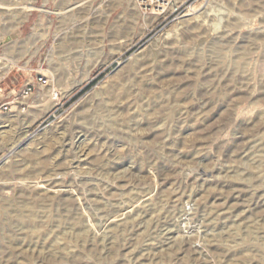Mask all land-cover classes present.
Returning <instances> with one entry per match:
<instances>
[{"label": "rangeland", "instance_id": "rangeland-1", "mask_svg": "<svg viewBox=\"0 0 264 264\" xmlns=\"http://www.w3.org/2000/svg\"><path fill=\"white\" fill-rule=\"evenodd\" d=\"M0 1V264H264V0Z\"/></svg>", "mask_w": 264, "mask_h": 264}, {"label": "bare ground", "instance_id": "bare-ground-1", "mask_svg": "<svg viewBox=\"0 0 264 264\" xmlns=\"http://www.w3.org/2000/svg\"><path fill=\"white\" fill-rule=\"evenodd\" d=\"M4 1V0H3ZM10 1V0H9ZM6 3H4V2H2V1H0V9H5V10H10V9H13V8H16L17 7V4H15V3H7V1H5ZM35 7V5L33 4V2H30V3H27V4H25L23 7H19V8H21V9H23V13H24V15H23V18H25L26 19V17L29 15V12L33 9ZM14 10V9H13ZM255 10V9H254ZM19 11H20V9H19ZM19 11H17L18 12V14H19ZM6 12V11H5ZM22 13V12H21ZM22 13V14H23ZM61 13V12H60ZM21 14V15H22ZM195 17H197L196 15H195ZM195 17H194V19H195ZM18 19V18H17ZM189 19V18H188ZM187 19V20H188ZM207 20H208V18H207ZM193 21H195V20H193ZM204 21V20H203ZM202 22V20L200 21V23ZM194 23V22H193ZM203 25L205 24V23H202ZM207 24V23H206ZM242 24V23H241ZM199 26H201L200 24H198ZM202 25V26H203ZM243 25V24H242ZM188 31V30H187ZM2 40H4V38L3 37H0V41H2ZM9 40V39H8ZM6 41V40H5ZM1 43V42H0ZM7 51H10L11 52V49L10 48H8V50H6V52ZM180 52V51H179ZM12 53V52H11ZM166 53V52H165ZM183 53V52H182ZM146 55V54H145ZM157 58V57H156ZM18 61H17V59H15L14 60V64H16ZM13 64V65H14ZM150 60L146 57H144L142 60H140V61H135L134 63H132L131 64V66H130V68H136L137 66H142V69L138 72V71H136L135 72V74H134V76L133 77H128V79H126L125 80V82L122 84V87H123V95H128V94H130V92H132L133 91V96L127 101V106H131L132 105V107L133 106H136L137 108H138V106L139 107H141L142 108V111L144 112V111H146V109L148 108V107H151V109L153 110V111H155V108L160 104H164V103H166V98L164 97V95H163V92H161V94H159V96H157L158 97V100H157V97H156V100H154V99H152V98H150L151 96H153V95H151V92L153 91H151V88L154 86L153 85V82H151V81H149V78L150 77H147L145 74L147 73V71H149L150 70ZM153 66V65H152ZM154 67V66H153ZM8 68H10V65L9 64H6V66H2V69H1V71H3V72H5ZM139 68V67H138ZM152 68V67H151ZM160 68V67H159ZM153 69V68H152ZM134 70H136V69H134ZM149 74V73H148ZM152 75V74H151ZM135 78H142V80H140V81H138L137 83L139 84L140 83V86L138 87V84L137 83H134L133 82V80L135 79ZM153 79V78H152ZM137 80V79H136ZM165 87V86H164ZM163 87V88H164ZM249 87V86H248ZM168 91L167 90H165V93H167ZM116 93V92H115ZM164 93V94H165ZM117 94V93H116ZM122 95V94H121ZM166 95V94H165ZM112 97V96H111ZM167 97V96H166ZM119 98H121L120 97V95H119ZM123 98V97H122ZM127 100V99H126ZM126 100H124L125 102H126ZM123 101V102H124ZM124 106V105H123ZM126 106V107H127ZM164 106V105H163ZM125 109V108H124ZM128 109V108H127ZM141 113V112H140ZM17 115L16 114H14V115H10V116H5V115H0V129H2V128H4V127H7V126H11L12 124H13V122L16 120V117ZM125 116V115H124ZM126 116H128V115H126ZM134 116V115H133ZM5 117H7V118H5ZM126 120V119H125ZM6 129V128H5ZM14 130H12V127H11V129H9V130H6V131H1L0 132V138H2V136H5V134H7V133H9L8 135H10V137L11 136H14V135H17L16 134V132L14 133L13 132ZM3 132H4V134H3ZM24 132H26V131H24ZM2 133V134H1ZM23 135H24V133H23ZM20 136V135H19ZM26 136V135H25ZM22 138H24V136L22 137ZM15 143V142H14ZM11 145H12V143H11ZM11 147V146H10ZM11 149H16V146L15 145H13L12 147H11ZM20 162V161H19ZM17 164L18 163H14L12 166H11V168L12 169H16V166H17ZM20 168V167H19ZM23 168V167H22ZM19 172H20V170H19ZM172 203V202H171ZM172 207L174 206V204L172 203V205H171ZM182 213L183 214H181L182 216L183 215H186V213L187 212H185L184 211V208H183V210H182ZM181 215H179L178 216V218H180L181 217ZM183 219H185V218H183ZM183 219H179L178 221H181V220H183ZM188 230L186 231V232H189L190 230H191V227H186ZM177 231V230H176ZM227 242H229V240L227 241ZM226 243V242H225ZM228 245V244H227ZM241 252H242V250H241Z\"/></svg>", "mask_w": 264, "mask_h": 264}, {"label": "built area", "instance_id": "built-area-1", "mask_svg": "<svg viewBox=\"0 0 264 264\" xmlns=\"http://www.w3.org/2000/svg\"><path fill=\"white\" fill-rule=\"evenodd\" d=\"M137 3L144 9L150 8L159 13L169 10L173 12L179 8V4L174 5L172 0H137ZM46 81L44 76L37 74L31 79H26L17 93L11 91L4 95L2 88H0V115L16 112L18 110L23 111L28 107L25 100H28L34 94L35 85L44 86ZM50 96L52 100L55 101V105L59 104L58 91L52 90Z\"/></svg>", "mask_w": 264, "mask_h": 264}, {"label": "crops", "instance_id": "crops-1", "mask_svg": "<svg viewBox=\"0 0 264 264\" xmlns=\"http://www.w3.org/2000/svg\"><path fill=\"white\" fill-rule=\"evenodd\" d=\"M5 77H6V76H5ZM5 77L3 78V81H4L5 84H6V83L8 84L10 81H9V79H6ZM5 79H6V80H5Z\"/></svg>", "mask_w": 264, "mask_h": 264}]
</instances>
